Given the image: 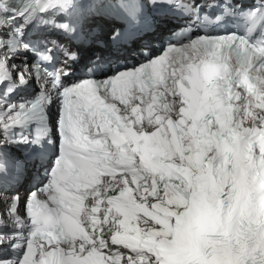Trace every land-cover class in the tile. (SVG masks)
<instances>
[{"label":"snow or ice","instance_id":"obj_1","mask_svg":"<svg viewBox=\"0 0 264 264\" xmlns=\"http://www.w3.org/2000/svg\"><path fill=\"white\" fill-rule=\"evenodd\" d=\"M211 7L0 0V190L39 161L23 216L3 201L0 264H264V0ZM170 14L203 27L137 50Z\"/></svg>","mask_w":264,"mask_h":264}]
</instances>
